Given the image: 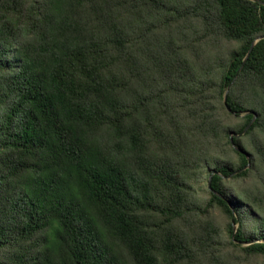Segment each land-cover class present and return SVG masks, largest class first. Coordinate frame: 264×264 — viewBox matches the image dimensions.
<instances>
[{
    "label": "trees",
    "instance_id": "16d2710c",
    "mask_svg": "<svg viewBox=\"0 0 264 264\" xmlns=\"http://www.w3.org/2000/svg\"><path fill=\"white\" fill-rule=\"evenodd\" d=\"M186 8L0 0V264H223L239 243L264 258V38L243 63L264 0ZM192 26L239 48L203 59ZM216 208L226 243L199 216Z\"/></svg>",
    "mask_w": 264,
    "mask_h": 264
},
{
    "label": "rangeland",
    "instance_id": "374dc122",
    "mask_svg": "<svg viewBox=\"0 0 264 264\" xmlns=\"http://www.w3.org/2000/svg\"><path fill=\"white\" fill-rule=\"evenodd\" d=\"M172 5L179 8H183V11L185 12L186 5L194 6L197 3V0H171ZM189 23V21H188ZM189 42L194 43L195 49L198 50L199 55L203 57V59H208V55L211 54V62H215L217 65H222L229 59L230 53L234 49L239 48V43L237 41H229V40H221L215 35L207 36L206 39H204V36L206 35V32L201 28H197L195 26L191 27V30H189ZM205 41V42H204ZM243 115V114H242ZM242 115L239 116V118H242ZM237 120H230L229 124L236 123ZM233 162L236 163L237 159L234 156ZM261 176L264 177V171H261ZM239 182L241 184V181L235 180L234 184ZM245 183L251 184L253 186L262 188V182L253 175L250 178H247ZM244 183V185H245ZM202 185V182H199L197 184ZM204 187L202 189H198V195L205 198L207 195L204 192ZM200 218H204L205 220L209 221L212 225H215L218 230L220 231L221 235L219 236V240L222 243H226L229 240V234H228V220L225 218L223 213L218 209H212L208 212H199ZM236 226V225H235ZM238 244V243H236ZM249 243H239L238 245H227L224 253L228 254L230 262L229 263H223V264H264V258L259 255L251 256V257H245L244 253L242 251V247L248 245ZM210 264H219L217 262H213Z\"/></svg>",
    "mask_w": 264,
    "mask_h": 264
},
{
    "label": "water",
    "instance_id": "95a60500",
    "mask_svg": "<svg viewBox=\"0 0 264 264\" xmlns=\"http://www.w3.org/2000/svg\"><path fill=\"white\" fill-rule=\"evenodd\" d=\"M262 38H264V34L261 35V36H259L258 38H256V39L251 43V45H250V47H249V50H248V52H247V54H246V56H245V58H244V60H243V63H244L245 60L247 59V57H248V55H249V52H250L251 49L253 48L254 44H255L259 39H262ZM242 65H243V64H242ZM242 65H241V66H242ZM226 94H227V90H226V92H225V94H224L223 101H224V104H225L227 110L229 111V109H228V107H227V105H226ZM249 113L252 114V119H251L250 122L247 124V126H246V127L240 132V133H238V134H237V133H234V132H231V133L229 134V139H230V142H231L232 146H233L236 150H238V151H240V152H243V151H242L241 149L237 148V147L234 145V143H233V137H240L242 134L245 133V131H247V130L250 128V126L252 125V123L256 120V118H257V114H256L255 112L247 111V112H245L244 114H249ZM232 114H235V113L232 112ZM246 157H247V159H248V163H247V165L244 167V169L247 168V167L249 166V157H248V156H246ZM212 174H213V173H212ZM212 174H211V175H212ZM211 175L209 176V181H208V187H209V188H210V178H211ZM233 229L235 230V229H236V226H234Z\"/></svg>",
    "mask_w": 264,
    "mask_h": 264
}]
</instances>
